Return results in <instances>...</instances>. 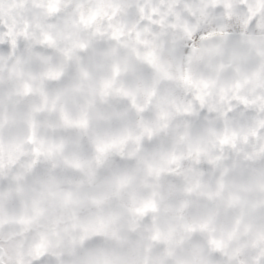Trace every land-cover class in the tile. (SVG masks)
Wrapping results in <instances>:
<instances>
[{
    "label": "clouds",
    "instance_id": "1",
    "mask_svg": "<svg viewBox=\"0 0 264 264\" xmlns=\"http://www.w3.org/2000/svg\"><path fill=\"white\" fill-rule=\"evenodd\" d=\"M0 264H264V0H0Z\"/></svg>",
    "mask_w": 264,
    "mask_h": 264
}]
</instances>
